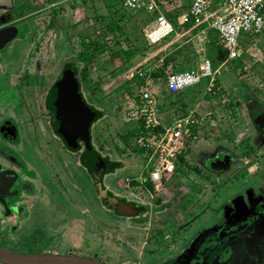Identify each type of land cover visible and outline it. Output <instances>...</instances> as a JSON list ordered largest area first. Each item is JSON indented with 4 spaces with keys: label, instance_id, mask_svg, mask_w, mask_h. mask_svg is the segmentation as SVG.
Here are the masks:
<instances>
[{
    "label": "rangeland",
    "instance_id": "1",
    "mask_svg": "<svg viewBox=\"0 0 264 264\" xmlns=\"http://www.w3.org/2000/svg\"><path fill=\"white\" fill-rule=\"evenodd\" d=\"M47 1L50 3L40 4L39 8L43 9L31 22L32 35L23 42L16 41L14 53L3 57L4 68L9 71L12 79L19 72L13 68L26 58L29 48V55L32 56L29 59L34 60L36 55L41 56L46 71H44L46 78L40 80V84L38 80L36 84L33 83L32 79L36 73L33 72L31 75L29 92H26L31 94L32 115L36 116L41 112L42 116L41 118L39 115L36 116L38 122L36 129H32L28 124L23 126L21 141L24 140V144L23 146L18 144L19 150L15 151L19 158L29 163L35 162L40 156L44 157L36 161L41 167V173H45L47 178L50 176L54 178L53 173L60 167L61 173L73 178L74 185L64 181L67 177L62 178L65 182L64 187L50 184L51 179L43 182L42 187L47 190L46 197L53 196L54 204L61 201L64 210L56 220L47 218L44 226L45 233L47 232L45 238H42L43 233H35L37 238L32 239L29 246L23 247H28L31 252L48 253L50 248L76 253L85 247L80 242L70 239L68 235H63L62 222L64 225L68 219H73L74 224L80 229L78 233L82 230L83 221L87 222L92 233L88 236L92 238L93 244H97L101 237L106 236V232L99 226L109 218L114 230L110 233L111 245L120 247V237L125 236L134 245L129 246V253L138 261L146 263L147 259L144 261L142 257H148L146 251L148 247L157 248L153 253L159 261L163 260L166 254L180 251L183 248V240L180 239L194 236V233L204 225L207 224L205 229L208 231L211 228L210 233H213L209 224L225 210L223 207L232 198L235 186L237 185L236 189L239 191L245 188L249 178L248 170L255 167L254 173L264 177V142L256 143L261 141V137L264 138V66L255 55H251L252 52L254 54L256 52V56H261L264 60L262 52L264 32L260 33L261 36L254 34L243 39L245 44L253 39L255 43L254 50L244 49L245 54L242 56L244 59L237 58L231 61L223 54L226 63L224 61L225 65L221 68L223 74L228 73V76L221 77V74L211 87L208 86L207 80H203L199 85L184 89V94L177 97L168 94L164 89L163 76L166 77L167 73L173 71L197 68L203 59H209L213 68L222 60L220 56L224 48L207 22L197 24V19L187 16L186 9L172 11L177 13L173 18L174 31L161 42L151 45L143 36L141 20L148 17L149 13L144 11L138 12V15L130 13L115 0ZM52 5L57 8L51 9L53 15L57 16L56 23L53 24H51L53 19L49 21V9ZM94 40L98 42L97 45L94 44ZM69 60L78 64L77 77L87 102L102 112L91 126L93 146L109 160L122 162V167L108 173L103 183L115 195L135 201L147 210L141 227H126L129 226L126 220H138L142 215L134 219L130 215L132 219H125L123 216H117L112 208L103 204L91 184L87 169L79 164V152L63 147L49 128L48 117L43 116L42 98L51 82V72L54 70V76L56 74L54 68H60L61 64ZM163 60L164 73L158 78L156 76L153 84V89L158 93L156 104L162 121L167 123L181 114H191L198 123L192 130L189 144L183 149L185 161L181 159L176 164L177 167L182 166L183 172L180 171L182 174L177 178L172 174L169 176V178L173 176L170 180L156 181L158 183L155 184L149 180L147 169L144 168L146 154L134 145L135 136L130 134L129 130L139 121L133 119L129 112L137 105L139 99L137 65L140 64L138 68L148 67ZM241 61L248 64V69L242 71L237 68ZM53 66L55 67L52 68ZM38 75L35 77H39ZM170 98H175V101L171 103ZM21 118L24 119V116ZM253 129L260 131H256L252 137ZM257 154L261 159H254ZM220 155L231 159L230 167L224 171L209 169L207 167L209 158H217ZM58 158L64 160L65 170L59 164ZM153 162L150 161L148 169L153 167ZM143 168V178L146 176V179L141 183L139 178L142 176L139 173ZM34 177L36 183L37 174ZM126 177L129 179L126 180ZM66 185L74 191L73 203L69 201L67 194L69 192H65ZM262 187V185L252 187L248 191L244 190V193L253 197V192L257 193L256 191H260ZM85 197L94 207V222L82 219L83 214L74 206L81 205ZM42 203L45 205V200ZM153 211H157L155 217ZM117 223H125L124 228L121 224L118 225L121 232L113 229L117 227L114 225ZM177 224L185 226L172 233L171 230H174L173 227L178 226ZM31 225H34V221H31ZM157 228L158 235L154 233ZM74 229L75 232L78 231ZM216 236L221 238L220 232ZM252 236L250 235V238ZM146 237L152 239H147L145 243ZM168 237L172 240L168 241ZM9 238L6 236L7 242H11ZM16 244L21 242H14V245ZM248 245L237 249L239 252L237 258L234 257L235 260L242 262L248 259L246 253ZM40 246L43 248L40 249ZM121 251L122 254L125 253V250ZM107 258L115 264H124L119 256L111 254ZM123 259L125 261V258ZM174 260L175 258L171 257L163 264H173Z\"/></svg>",
    "mask_w": 264,
    "mask_h": 264
},
{
    "label": "flooded vegetation",
    "instance_id": "2",
    "mask_svg": "<svg viewBox=\"0 0 264 264\" xmlns=\"http://www.w3.org/2000/svg\"><path fill=\"white\" fill-rule=\"evenodd\" d=\"M41 3L47 4L50 2L47 0H0V33L3 32L11 36L3 46L0 43V246L6 250L23 254L45 253L39 251L31 252L28 250V247L23 246H29L28 244L31 243L32 239L37 238L34 235L35 233H43L42 238H45L47 232L45 233L46 227L44 228V226L47 218L51 217L56 220L58 219L57 216L62 214L64 210V207L61 205V201L58 204H54L52 200L53 196L46 197L47 190L45 191L46 188L42 187L43 182L51 179L50 184H54L56 186L63 185L64 187L65 182L67 181L71 185H74L73 178L70 176L68 178L67 174L61 173L60 167H58L59 172L56 171L58 173V176H56V172L53 173L54 178H52V176H50V178H47L45 176V173H41V167L38 163H36V161L42 160V158L44 157L40 156V158L36 159L35 162L29 163L27 162V160L21 159V157L19 158V154L15 151L16 149L19 150L17 148L18 144H20V146H23L24 144V140L21 141V130L23 129V126L28 124L32 129H36V127L38 126L36 116L39 115V118H41L42 116L41 112L36 116L34 114L32 115L30 107V101L32 99L31 94L28 93V88L31 84V75L33 74V72L36 73L35 75L39 74V77L36 78L34 75V78L32 79L33 83L35 84L37 80L40 84V80L42 81L43 78H46V76H44L45 64L42 61L41 56L39 55H36L34 60L29 59V57H32L29 55V48L26 58L22 62H19L18 65L13 68L14 71H19L16 77L13 78V80L9 75V71L4 68L3 57L4 55H12L14 53L16 41L23 42L25 41V39L29 38L32 35L33 31L31 29V22L39 14V11L43 9V7L39 8V6H41ZM51 9L57 8L55 5H52L49 9L50 22L52 19L54 20V17L56 16L53 15ZM54 67L55 66H53L52 68ZM33 69L34 71H32ZM35 69H38V71L36 72ZM54 69L56 70V74L53 76L54 70L51 72V82L49 86L46 87V90L43 94L44 96L42 98V105L44 109L43 116L48 117L49 128L63 144V147H66L62 138L58 136L57 133L53 130L52 123L54 119L47 104L48 93L64 75L66 62L61 64L60 68ZM42 74L43 77H41ZM78 93L81 95L84 101L89 104L84 97L83 92L81 91L80 82ZM33 98L35 99V97ZM16 108H18V110H16ZM91 108L97 110L94 106ZM22 116H24V119L21 118ZM94 122L92 124H94ZM93 148L95 147L93 146ZM83 149L84 145L81 142L80 148L77 151H73L79 152L78 160L79 164L81 165H83L81 160V153ZM221 157L227 156L220 155L217 158H209L207 167L215 171H224L213 168L215 166L219 167V164L221 166L225 164L221 162L219 163ZM58 159H60L59 164L62 165L65 170L66 167L65 163H63L64 160H62V158ZM229 161L231 165L230 158ZM108 173L110 172L103 173L102 180ZM35 174H37L38 176V181L36 183V179L34 177ZM66 177L67 179H65ZM62 178L65 179V182ZM90 179L92 181L91 184L93 185V187H95L96 193L98 194L95 181L91 176ZM104 186L107 188L109 194L115 195L105 184ZM236 187L237 185L234 188V192H232V198L226 204V206L223 207L225 208V210L219 216H217V219L215 221L209 224L212 227L213 233H210L211 228L208 231L207 229H205L207 224L204 225L199 231L194 233V236L181 238L180 240H183V248L177 253L168 255L166 254L163 260L158 261V258L154 256L153 251L157 250L156 247H148L146 250L148 252V257H142L144 261L147 259V262L142 263L141 261H138L137 258H134V256L129 253L130 249L128 248L129 246L134 247V245L132 244L133 242H131L125 236L120 237V247H113L110 242V233H112V231L114 230H112V222L109 220V218L108 220L106 219L107 221L101 222V225L99 223L97 224V226L100 225L99 228L103 229L106 232V236L103 237L105 239L103 240V238L101 237V241L97 242V244H93L91 242L92 238L88 236L92 233L90 232L91 227L87 222L83 221L82 230L80 233H78L80 229L77 228V224H74V222L72 221L73 219H68V222H65L66 224L64 225L62 222L63 226L61 225V227L63 235H68L70 239L75 240L77 243L80 242L85 247V249L81 250L82 252L77 251L76 253H66L64 250L59 251L49 248L50 251L48 250L47 252L82 255L99 259L107 264H115L107 258V256L111 254L119 256V258L123 260L124 264H163L169 261L171 257L175 258L173 264H264V254L258 253L260 249H262L263 252V242L258 243L259 241L255 238V236H252V238H250V227L253 223L261 222V226L254 229L255 233H257L258 229L263 228L264 215L261 216V219L256 216L259 211L264 212V196H261L262 189L260 190V192H253V197H249L248 195H246V193H244V190L247 189L248 191L251 188L246 185L245 188L242 189V191H239L238 189H236ZM64 189L66 190L65 192H69L71 194L70 195L69 193H67L69 195V201L71 200V202L73 203L74 191L72 190V188L67 187V185ZM115 196L121 200L131 201L125 197H120L118 195ZM255 198L259 201L254 200ZM43 200H45V205L42 203ZM133 202L136 203L138 211L135 215L132 216V218H137V216L139 215L142 216L138 217L140 218L138 220H126L127 222H129V226L126 227H141L142 223H144L143 217L146 215L147 210H145L144 207L139 205L137 202ZM103 204L107 206L104 202ZM74 206L79 210L80 214H83L81 217L82 219L91 220L92 222H94V207H92L89 199L85 197L84 201L82 200L81 205L74 204ZM113 212L115 214H118L115 210H113ZM155 212L157 211H153V217L156 216ZM198 213L200 216L201 211ZM117 216H123L125 219H132L130 218V216L126 215L118 214ZM31 221H34L33 226L31 225ZM120 224H114L117 227L113 229H117L118 232H121V228L118 227V225ZM123 224L125 223L121 224L122 228H124ZM177 225L178 226L173 227L174 230H171L172 233L177 231L179 227L185 226L183 224ZM50 226L51 225H49V228ZM64 226H67V228H64ZM74 228L78 229V231L75 232ZM55 230L61 231L60 229ZM219 232L221 238H218L216 236V234H218ZM154 233L158 235L159 228H157ZM6 236L10 237L9 239L11 240V242L6 241ZM147 239L151 240L152 238L149 239V237H146L144 239L145 243H147ZM167 239L168 241L172 240L171 237H168ZM18 241L21 242V244L14 245V242ZM244 245H248V248L246 247L248 259L242 262H240L241 260H235L239 252L237 251V249H240V247ZM42 248L43 247H41L40 249ZM120 248L121 250H125L124 254H122L123 252L120 250ZM123 258H125V261ZM0 264L4 263L0 262Z\"/></svg>",
    "mask_w": 264,
    "mask_h": 264
},
{
    "label": "built area",
    "instance_id": "3",
    "mask_svg": "<svg viewBox=\"0 0 264 264\" xmlns=\"http://www.w3.org/2000/svg\"><path fill=\"white\" fill-rule=\"evenodd\" d=\"M118 1L123 9L143 10L152 14V19L142 29L147 43H159L174 31L173 24L163 10L174 0ZM189 3L187 16L197 19V24L207 22L226 51L227 60L240 58L243 52L240 42L242 33L254 35L264 32V0H189ZM213 3L219 4V7L210 11ZM222 6H226L224 11H220ZM139 65L136 70L139 102L131 108L129 115L139 121L137 125L140 124V131L134 137V145L146 154L144 168L147 169L149 180L156 182L160 181L163 175L176 171L179 155L189 144L192 130L198 120L191 114H181L164 123L156 104L158 93L153 89V67L138 68ZM218 72L217 68H213L211 61L205 59L197 68L168 73L166 86L170 92H178L207 80L208 86L211 87ZM150 161H154L153 167L148 169ZM128 179L126 177V180Z\"/></svg>",
    "mask_w": 264,
    "mask_h": 264
},
{
    "label": "water",
    "instance_id": "4",
    "mask_svg": "<svg viewBox=\"0 0 264 264\" xmlns=\"http://www.w3.org/2000/svg\"><path fill=\"white\" fill-rule=\"evenodd\" d=\"M11 36L0 33V43ZM47 104L53 115V130L62 138L69 150L77 151L80 143L84 145L81 160L88 173L95 181L98 196L103 202L120 215H135L138 211L136 203L118 199L108 193L104 186L103 173L109 168L108 163L94 151L91 142L90 126L97 119V113L81 97L73 79L66 74L55 84L47 96ZM222 166L213 167L225 170L229 167L228 157H221ZM0 262L4 264H107L99 259L76 254L61 253H16L0 246Z\"/></svg>",
    "mask_w": 264,
    "mask_h": 264
},
{
    "label": "crops",
    "instance_id": "5",
    "mask_svg": "<svg viewBox=\"0 0 264 264\" xmlns=\"http://www.w3.org/2000/svg\"><path fill=\"white\" fill-rule=\"evenodd\" d=\"M173 1V0H172ZM190 7V3H189V1L187 0V2L185 1V0H174L172 3H170L169 5H167V7L165 8L164 7V14H165V16L168 18V20L173 24V26H175V23H174V21H173V18H174V16H175V14H177V13H173V12H175V10H178V9H188ZM219 7V4H217V3H213L212 4V6H211V8H212V10H216L217 8ZM210 8V9H211ZM226 9V6H222V8H220V11H224ZM143 11V10H142ZM173 11V12H172ZM138 12H140V11H134V10H130V13H135L136 15H138ZM144 12H146V11H144ZM171 12V13H170ZM146 13H149V12H146ZM139 18H141L140 16H138ZM152 14H150L149 13V16L148 17H145L144 19H141V20H143V25H142V29H143V27L152 19ZM56 19H57V16H56V18H54V20H52V23L51 24H53V23H56ZM192 19H195V18H192ZM175 28V27H174ZM143 32V31H142ZM251 34H246V33H242L241 34V38H240V42H241V46H242V48H243V52H242V54H241V56H240V60H242V58L244 57L243 56V54H245L244 53V49H246V50H248V49H250V50H254V46H255V43H254V39L251 41H248L246 44L243 42V39H245L246 37H248V36H250ZM143 36L145 37V35L143 34ZM260 36H261V34H260ZM217 37V36H216ZM145 40H146V37H145ZM147 41V40H146ZM248 48V49H247ZM256 49H258L257 47H256ZM264 47H263V49H262V52L264 53ZM251 53V52H250ZM223 54H226V56H227V53H226V51L225 50H222V54H221V56L220 57H222V60H221V62L219 63V64H217V66L215 67V68H217L218 70H219V72H218V74H216V78H215V81L217 80V77H219L221 74V77L222 76H228L227 74H223V72H222V68H221V66H224L225 65V63H226V61H225V59H223ZM248 54H249V52H248ZM251 55H255V57H257V59L259 60V62L260 63H262L261 65H263L264 66V60L263 59H261L262 57L261 56H256V52H255V54H254V52H252V54ZM243 56V57H242ZM259 57V58H258ZM244 59V58H243ZM205 59H203L201 62H203ZM263 60V61H262ZM224 61H225V63H224ZM232 61V60H231ZM212 63V62H211ZM165 64V60H163V61H160V62H157V63H155V64H153L152 66H150V67H153V71H155V70H158V69H165V67H163V65ZM238 65V67L237 68H239V70H244V69H248L247 68V66H248V64L245 62V61H241L240 63H238L237 64ZM149 66H148V68H149ZM155 66V67H154ZM221 71V72H220ZM227 71V70H226ZM226 73V72H225ZM168 74V73H167ZM167 76V75H166ZM154 77V76H153ZM130 79V78H129ZM214 81V82H215ZM137 121V120H136ZM260 125V124H259ZM260 126H263V125H260ZM22 132H23V129L21 130ZM256 131H260V130H257V129H253V131H252V137L255 135V133H256ZM22 137V136H21ZM251 137V138H252ZM261 139V141H257L256 143H258V144H262L263 142H264V138H260ZM251 141V140H250ZM252 143H254V141H251ZM255 155V154H254ZM259 154H257L256 156H254L255 158L254 159H257V158H259V159H261V157H259L258 156ZM64 162V161H63ZM248 163H249V161H248ZM252 166H254V161H253V163H252ZM249 171V175H248V177L249 178H247V186L249 187V188H252V187H258L259 185H262L263 187L262 188H260V189H262L261 190V196H264V177H262V176H260V175H258V173H254V171H255V167H252L251 168V170L249 169L248 170ZM140 174V176H142V177H140L139 178V182H143V180H145V177L146 176H144V178H143V174H144V168L142 169V171L139 173ZM172 174H175L174 176L177 178V177H179L178 175H180V174H182V173H180V171H178V170H176L175 172H173V173H169V174H167L165 177H163L160 181H158V182H161L162 180H170V178H172L173 176H171L170 178H169V176L170 175H172ZM262 177V178H261ZM137 179V178H136ZM154 182V181H153ZM157 182V183H158ZM155 184H157L156 182H154ZM260 192V191H259ZM259 197H260V195H259ZM254 200H256V201H259L258 199H254ZM261 213H262V215H261ZM264 215V212H261V211H259V213H257L256 214V216L258 217V218H260L261 219V216H263ZM260 219H258V220H260ZM257 220V221H258ZM263 220V219H262ZM259 226H261V222H255V223H253L252 224V226L250 227V233H251V235H253V236H255V238L256 239H258V243H262L263 242V244H264V223H263V228H261V229H258L257 230V233H260V234H257V233H255V228L256 227H259ZM261 251V252H260ZM260 251L258 252V253H263L264 254V249H263V252H262V249H260ZM261 256V255H260ZM263 256V255H262Z\"/></svg>",
    "mask_w": 264,
    "mask_h": 264
},
{
    "label": "trees",
    "instance_id": "6",
    "mask_svg": "<svg viewBox=\"0 0 264 264\" xmlns=\"http://www.w3.org/2000/svg\"><path fill=\"white\" fill-rule=\"evenodd\" d=\"M115 1L118 2V0H115ZM256 35H260V34H256ZM97 43L98 42L94 40V44L97 45ZM163 67H165V66H163ZM163 73H164V69H158V70H155V71L152 72V76H154V77L157 76L156 78H158L161 75H163ZM64 74H66L68 77H70V78L73 79V82L75 83L76 89L79 90V82H80V80H79V77H77V76H79V74H78V64H76L73 60L72 61L71 60L66 61V69H65ZM162 78H163L162 79L163 80L162 81V84L164 86V89L168 92V94H172L173 96H176L177 95V97L179 95H181V94H184L183 92L185 90L178 91V92H170L167 89V86H166V77L163 76ZM173 101H175V98H170V102L173 103ZM137 102H139V99H138ZM88 105L91 106L90 104H88ZM91 107H93V106H91ZM95 111L97 113V119H98L102 115V112L100 110H98V109L95 110ZM129 131H130V134H132V136H135L136 137L139 134V131H140V124L139 125H136L135 127H132ZM94 151L96 153H98L102 157V155L95 148H94ZM182 155H183V153L179 155V162H180L181 159H182L181 161H185L184 160V155L183 156ZM102 158L109 165V168H108V170L106 172H112L115 169L122 167V162L121 161H118V160H109V158L107 156H103ZM176 170L183 172L182 166H178Z\"/></svg>",
    "mask_w": 264,
    "mask_h": 264
}]
</instances>
